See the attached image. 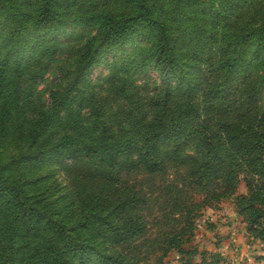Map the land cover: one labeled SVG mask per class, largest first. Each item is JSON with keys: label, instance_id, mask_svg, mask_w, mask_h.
<instances>
[{"label": "trees", "instance_id": "16d2710c", "mask_svg": "<svg viewBox=\"0 0 264 264\" xmlns=\"http://www.w3.org/2000/svg\"><path fill=\"white\" fill-rule=\"evenodd\" d=\"M37 1L31 27L47 31L60 21L56 0ZM233 2L238 10L241 1ZM182 5L134 0L132 13L93 17L97 48L107 54L141 37L149 46L131 71L141 75L150 66L161 79L151 91L149 81L126 77L110 97L81 99L94 117L91 125L74 109L72 93L78 77L103 60L100 52L83 51L75 76L46 105L19 94L24 49L11 56L0 45V106L8 97L11 110L28 111V119L17 117L10 129L20 132L25 148L0 159V264H143L155 251L136 248L149 228V193L128 185L127 177L176 168L186 170L181 181L158 188L179 211H191L193 190L207 208L235 195L243 182L239 214L249 236L264 244V20L234 31L220 50L183 54L187 29L172 18ZM19 6L0 5L13 37L28 27ZM10 71L11 92L5 93ZM51 160L67 178L59 189L40 185L38 172ZM169 248L157 249L159 258Z\"/></svg>", "mask_w": 264, "mask_h": 264}, {"label": "rangeland", "instance_id": "374dc122", "mask_svg": "<svg viewBox=\"0 0 264 264\" xmlns=\"http://www.w3.org/2000/svg\"><path fill=\"white\" fill-rule=\"evenodd\" d=\"M182 1L183 9L172 18L178 23L181 20L187 29L181 41L183 54L186 51L195 53L200 49L205 52L220 50L221 44L234 31L264 20V0H255L253 3L240 0L238 10L233 7V0ZM11 3L20 5L25 13L23 23L28 27L13 37L10 17L0 13V45L5 55H16V47H22L25 51L23 56L27 60L19 76L21 97L32 95L33 103L48 105L50 95L67 86L76 74L75 69L83 53L91 49L100 52L103 60L78 77L72 93L75 99L73 107L82 112L87 125H91L94 117L89 115V109L84 108L86 102H81V99L110 97L115 85L123 83L126 77L134 79L138 84L149 81L151 91L158 88L161 76L152 67L149 66L141 75L136 70L131 71L142 50L149 46L147 41L137 36L130 37L122 46L107 54L96 46L97 26L93 17L98 14L108 16L132 13L134 0H56L55 9L60 21L47 31H37L30 24L37 14V0H0V5ZM11 74L12 71L8 72V79L2 85L5 93L11 92ZM4 100L9 102L5 103ZM4 100L0 106V122L1 118L7 116L4 132L8 139L3 142L0 140V159L7 161L26 146L23 137L18 134L20 132L10 129L17 117H20V122L28 119V111L21 112L20 108L15 112L8 106L10 98ZM52 163L55 164V161H47L41 171L37 170L42 177L40 185L59 189L66 184L67 178L62 167L58 164L53 167ZM185 171L184 168H176L166 174L155 175L140 171L127 177L128 185H135L149 193V208L146 212L149 228L146 235L137 242L136 248L138 252L145 248L155 251L151 255L146 254L142 263L264 264L261 258L264 256V244L249 236L247 225L236 204L237 197L246 192L245 184L241 182L235 195L224 199L219 205L207 208L199 204L202 198L193 190L189 194L191 211H179L180 208L168 204L166 190L160 192L158 187L163 190L164 185L170 182L179 183ZM162 247H170V251L159 258L162 252L157 249Z\"/></svg>", "mask_w": 264, "mask_h": 264}]
</instances>
